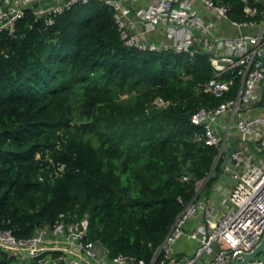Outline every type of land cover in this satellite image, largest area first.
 I'll return each instance as SVG.
<instances>
[{
  "label": "trees",
  "instance_id": "trees-1",
  "mask_svg": "<svg viewBox=\"0 0 264 264\" xmlns=\"http://www.w3.org/2000/svg\"><path fill=\"white\" fill-rule=\"evenodd\" d=\"M213 1L243 17L242 0ZM212 77L201 50L124 46L113 10L97 2L75 3L50 26L28 10L15 36L0 33V229L28 238L59 213L87 215L89 240L110 257L150 261L221 171L191 122L223 101L198 90ZM0 264L66 263L57 251L0 247Z\"/></svg>",
  "mask_w": 264,
  "mask_h": 264
},
{
  "label": "built area",
  "instance_id": "built-area-1",
  "mask_svg": "<svg viewBox=\"0 0 264 264\" xmlns=\"http://www.w3.org/2000/svg\"><path fill=\"white\" fill-rule=\"evenodd\" d=\"M90 2L113 10L126 47L208 55L213 77L197 87L223 101L199 107L191 122L202 128L197 140L217 148L215 163L227 151L229 156L209 193L197 196L200 186L184 204L150 261L110 257L89 240L87 215L69 212L28 238L0 229V247L28 258L57 251L66 264H233L253 251L264 233V0H242V18L213 0H0V33L15 36L28 10L50 26L75 3ZM155 102L166 105L160 98ZM190 220L195 223L187 227ZM181 239L192 243L189 252L175 249Z\"/></svg>",
  "mask_w": 264,
  "mask_h": 264
},
{
  "label": "water",
  "instance_id": "water-1",
  "mask_svg": "<svg viewBox=\"0 0 264 264\" xmlns=\"http://www.w3.org/2000/svg\"><path fill=\"white\" fill-rule=\"evenodd\" d=\"M228 156H229V151H227L225 153L224 158L220 163V169H223L224 164H225ZM214 164H215V162H214ZM213 167H214V165H213ZM213 167L211 168L210 173L212 172ZM206 179H207V177H206ZM263 251H264V233H263L262 238L259 241L258 245L256 246V248L249 253H245L241 259H235L233 261V264H248L252 260L260 259L262 257Z\"/></svg>",
  "mask_w": 264,
  "mask_h": 264
},
{
  "label": "crops",
  "instance_id": "crops-1",
  "mask_svg": "<svg viewBox=\"0 0 264 264\" xmlns=\"http://www.w3.org/2000/svg\"><path fill=\"white\" fill-rule=\"evenodd\" d=\"M218 199H220L221 204H222L223 198L221 199V197L217 196L216 201ZM194 223H195V220H190L187 224V227H192L194 225ZM191 247H192V243L190 241H187L186 239H181L179 242H177L175 244V249L178 250L179 252H186V251L189 252L191 250ZM260 259L264 260V251H263L262 257Z\"/></svg>",
  "mask_w": 264,
  "mask_h": 264
},
{
  "label": "rangeland",
  "instance_id": "rangeland-1",
  "mask_svg": "<svg viewBox=\"0 0 264 264\" xmlns=\"http://www.w3.org/2000/svg\"><path fill=\"white\" fill-rule=\"evenodd\" d=\"M200 186H201V183H200V185L198 187H200Z\"/></svg>",
  "mask_w": 264,
  "mask_h": 264
}]
</instances>
